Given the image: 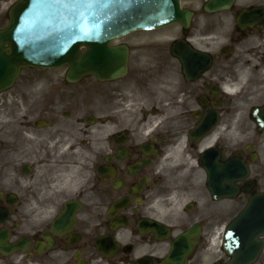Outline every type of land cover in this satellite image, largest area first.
I'll use <instances>...</instances> for the list:
<instances>
[{
  "label": "flooded vegetation",
  "instance_id": "1",
  "mask_svg": "<svg viewBox=\"0 0 264 264\" xmlns=\"http://www.w3.org/2000/svg\"><path fill=\"white\" fill-rule=\"evenodd\" d=\"M208 1L115 44L125 95L33 66L0 92V264H226L247 204L264 264V0ZM181 237L191 251L170 254Z\"/></svg>",
  "mask_w": 264,
  "mask_h": 264
},
{
  "label": "water",
  "instance_id": "2",
  "mask_svg": "<svg viewBox=\"0 0 264 264\" xmlns=\"http://www.w3.org/2000/svg\"><path fill=\"white\" fill-rule=\"evenodd\" d=\"M232 1L210 0L205 9L216 11ZM78 2L76 15L69 8L53 7L55 0H18L11 7L8 25L0 30V91L12 85L20 69L28 65H68V80L88 74L101 81L120 78L126 73L127 51L110 46L112 40L137 29L174 23L186 26L191 17V12L180 8V0ZM81 48L85 49L82 54ZM256 115L259 124L264 125V109ZM176 243H184V250H190L189 242L182 239ZM224 248L232 256L228 264H250L256 258L260 244L251 236L249 205L228 226ZM171 251H175L174 246Z\"/></svg>",
  "mask_w": 264,
  "mask_h": 264
},
{
  "label": "rangeland",
  "instance_id": "3",
  "mask_svg": "<svg viewBox=\"0 0 264 264\" xmlns=\"http://www.w3.org/2000/svg\"><path fill=\"white\" fill-rule=\"evenodd\" d=\"M13 0H9L7 4H3V8L7 7ZM202 0H183V5L185 6H190L189 9L194 10L195 12H199V7L201 5ZM6 21L1 20L0 21V25L2 26L4 24V26L7 24L5 23ZM155 32L154 31H138L136 33H134L131 36H136L131 38V36L128 37H124L118 40V42H123L126 44H130L132 45L135 42H139V41H152L153 38L155 37ZM136 66V65H135ZM131 78V74L127 75L121 82L123 83H118V84H114L113 85V89L116 91H121V94L125 95L127 92L130 91L129 88H125L127 86L126 83H128V81ZM124 85V86H123Z\"/></svg>",
  "mask_w": 264,
  "mask_h": 264
},
{
  "label": "snow or ice",
  "instance_id": "4",
  "mask_svg": "<svg viewBox=\"0 0 264 264\" xmlns=\"http://www.w3.org/2000/svg\"><path fill=\"white\" fill-rule=\"evenodd\" d=\"M52 6L57 7V8H60V7L69 8V9L73 10V14L76 15V14H78V8H79L80 4H79L78 0L76 3H71V4L63 3L62 0H55V3Z\"/></svg>",
  "mask_w": 264,
  "mask_h": 264
}]
</instances>
